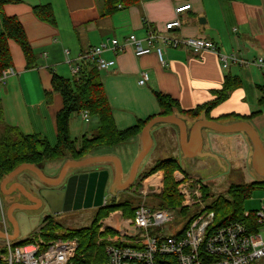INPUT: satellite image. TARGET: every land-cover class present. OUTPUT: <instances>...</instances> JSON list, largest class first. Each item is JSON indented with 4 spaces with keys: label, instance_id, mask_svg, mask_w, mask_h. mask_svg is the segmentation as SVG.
<instances>
[{
    "label": "crops",
    "instance_id": "0c3cea01",
    "mask_svg": "<svg viewBox=\"0 0 264 264\" xmlns=\"http://www.w3.org/2000/svg\"><path fill=\"white\" fill-rule=\"evenodd\" d=\"M11 1L3 7L2 14L19 19L37 56L38 67L27 69L21 47L14 41L9 42L16 75L0 84L4 125L17 128L25 135L40 136L53 146L58 142L57 116L64 107L62 96L54 91L53 74L74 80L72 66L79 63V56L107 40L117 39L124 45L132 35L143 40L150 32L166 33L165 25L177 17L175 9L180 5L190 4L192 9L179 16L182 27L171 33V37L211 41L221 54L235 55L240 61L251 63L264 59V0H140L128 8L120 6L112 15L104 17L103 0ZM44 5L53 8L57 26L35 16L33 9ZM102 58L116 62L113 68L100 71V76L118 131L148 121L142 132L130 140L138 142V151L128 174L121 159L109 154L90 155L84 162L69 157L53 161L55 169L51 167L49 174L45 172L47 163L24 164L0 178L3 212L0 252L7 240L15 244L19 237L14 216L17 211L38 212L46 208L43 191H57L59 183L77 174L108 170L114 192L109 195L114 198L116 193L127 191L156 147L178 150L171 159L178 162L185 175H197L204 181L217 177H225L226 182L241 180L237 186L264 183L263 68L250 63L224 68L215 52L195 54L185 48H166L164 63L155 53L137 57L132 48L124 52L106 51ZM143 74H147L148 81L140 85ZM227 79L234 85L228 98L211 111L204 110L199 118L180 114L179 110L170 116H160L156 93L170 96L182 111H193L216 101ZM83 120H95L93 131L88 126L84 130L85 136L93 137L98 121L91 117ZM149 123L152 125L147 130ZM164 135H171V140L167 141ZM142 156L133 179L135 165ZM165 160L170 158L162 161ZM81 164L87 165L80 167ZM243 165L247 170L241 173ZM157 174L164 178L162 171ZM178 176L179 171L174 174ZM154 178L153 174L144 180L142 188L147 190L154 184ZM8 220L14 227L12 234L8 232Z\"/></svg>",
    "mask_w": 264,
    "mask_h": 264
},
{
    "label": "built area",
    "instance_id": "2783aa9c",
    "mask_svg": "<svg viewBox=\"0 0 264 264\" xmlns=\"http://www.w3.org/2000/svg\"><path fill=\"white\" fill-rule=\"evenodd\" d=\"M192 5H180L175 9L176 18L165 25V30L172 32L180 29L182 23L179 16L191 11ZM132 48L137 57H143L155 53L164 63L166 48H185L195 54L204 51H212L218 54L224 68L231 64L241 66L250 62L240 61L235 55L221 54L215 44L205 39L175 38L170 35L150 32L143 40L132 35L124 45L117 39L107 40L97 47H90L79 56L78 64L72 66V75L75 81H79L81 69L84 63L95 62L100 71L108 70L116 65L115 61H107L102 58L106 51L124 52ZM255 65L264 69V59L252 61ZM16 75L13 68H8L0 75V84ZM148 81L147 74L142 75L140 85ZM85 120L89 119V113L83 112ZM180 181L177 192L182 197L181 207L178 209L149 207L145 204L135 208L134 216L122 220V224L110 225L107 220L103 226L100 222L99 232L104 234L107 230L115 231L119 235L113 237L103 236L99 238L98 245L106 242V257L103 262L92 264H256L258 260H264V207L256 211L257 231H250L245 222H229L225 226L211 229L214 226L215 213L209 211L201 202V193L196 190L192 193L191 180H186L180 174L176 178ZM155 184V183H154ZM163 184L154 186L152 191L144 189L143 198L148 192L161 194ZM197 197V199L194 198ZM2 197L0 196V204ZM107 199L105 205H107ZM195 207H200L201 212H192ZM184 209L188 211L183 212ZM123 214L115 216L120 218ZM190 216L187 225L177 235L162 237L151 236L150 229L161 228L173 223L179 217ZM250 213H245L248 219ZM5 222V221H4ZM6 225L4 228L6 229ZM113 230V231H112ZM107 234V233H106ZM43 238L40 232L37 237L28 240L26 244H13L6 241L4 249L0 252V264H82L86 256L79 254L80 243L75 239Z\"/></svg>",
    "mask_w": 264,
    "mask_h": 264
},
{
    "label": "trees",
    "instance_id": "16d2710c",
    "mask_svg": "<svg viewBox=\"0 0 264 264\" xmlns=\"http://www.w3.org/2000/svg\"><path fill=\"white\" fill-rule=\"evenodd\" d=\"M139 1L103 0L104 14L102 17L112 15L120 6L128 8L138 4ZM10 2L12 1L0 0V14L3 12V7ZM33 12L40 21L57 26L56 16L50 5L35 7ZM178 30L166 31L163 34L170 35ZM10 41H14L21 47L27 61V69L38 67L37 56L19 19L3 15V32L0 34V75L3 71L13 66L9 48ZM53 87L54 91L62 96L64 103L63 109L57 116L58 142L55 146L40 136L25 135L17 128L4 125L3 107L0 103V124L4 126V132L0 136V178L8 176L24 164L42 166L48 162L68 157L76 161H82L89 157L97 148H112L136 138L148 122H140L133 128L118 131L113 119L112 108L101 80L100 70L95 62L83 64L79 81L65 79L53 74ZM233 89L232 80L227 79L223 89L217 93L218 99L216 101L193 111H182L178 107V103L170 96L156 93V98L161 108L160 116H170L175 110H179L180 114L199 118L204 110L209 112L226 100L229 92ZM82 112H88L91 118H95L98 121L97 132L93 137L84 135L80 140H73L70 134V121L74 114ZM180 170L181 167L178 162L170 159L159 161L155 168L144 176L142 182L159 171L164 172V189L157 196L159 197V207L176 209L181 205V196L176 190L177 183L174 178V173ZM257 189H264V183H255L249 186L233 185L229 188L227 196L217 198L208 207L209 211L215 213L214 226L211 229H216L235 221L245 222L248 224L250 231H257L259 227L256 218L257 212H250L248 219L244 215L245 201ZM119 210L123 212L126 218H132L135 213V207L129 202L120 205H108L100 209L89 228L70 231L64 236V238L75 239L80 243L78 253L86 256L82 264H92L107 260L105 252L107 244L101 243L98 245V239L105 235L99 232L100 222L110 216L111 213ZM43 223L41 232L48 237L54 238V233L60 231L59 226L54 225L50 221V217H46ZM109 232L110 230H107L106 233ZM27 242L28 240L25 243Z\"/></svg>",
    "mask_w": 264,
    "mask_h": 264
},
{
    "label": "rangeland",
    "instance_id": "374dc122",
    "mask_svg": "<svg viewBox=\"0 0 264 264\" xmlns=\"http://www.w3.org/2000/svg\"><path fill=\"white\" fill-rule=\"evenodd\" d=\"M87 126L90 127L91 128L90 130L93 131V129L96 127L95 120L93 122H91V121L86 122L83 120L81 115L75 114L72 117V121L70 124V133H71L72 139L73 140L81 139L86 134V131H84V130H85V128H87ZM3 132H4V126L0 124V136L3 134ZM90 134H89V136H91ZM95 134H96V132L93 133V135H95ZM164 137H166V140L168 141V140H171L172 136L171 135H164ZM137 146H138V142H135V140L134 141L132 140V141H128L127 143H124V144H121L119 146H115L112 148H107V147L97 148L92 152L91 155L106 156V155L111 154V155H115V156L119 157L123 163V167H124L126 173L128 174L131 161L134 158L136 152L138 151ZM177 151L173 150V148H169V147L164 148V150H159V147L154 148V150L151 152V154L145 160V163L142 167V170L141 171L139 170L138 177L135 180L136 183L134 184V186L133 187L130 186L127 189V191L124 193H116L117 196L114 198H110V200L108 201V204L120 205L122 203L129 202L132 204L133 207L137 204H138V206L142 205V204H145L149 207L158 206L159 197L155 196L156 194H152V193L148 192L146 198H143L141 192L144 191V189L142 187H143L145 181L142 182V180H143L145 175H148V173L153 168H155L156 164L159 161L164 160V158H170L171 159L173 157V153H175ZM85 159H87V158H85ZM177 159L180 163V160H179L180 158L177 157ZM53 163L54 162H48L45 165V172L47 174L52 172L51 167L53 168L52 170L54 171L55 164H53ZM132 166H133V164H132ZM181 166L183 169L186 168L182 164H181ZM242 167L243 168L241 169V173H243V171L247 170V169H245L246 165H243ZM193 168H198V167H193ZM179 172H180V174L184 175L186 180L192 181V183H191L192 189L191 190H192L193 194L196 190H199V193H201V196H202L201 202L203 203V205L205 207H209L217 198L227 196V193L229 190L228 187H230L231 184L237 186L238 184H240V181H241L240 180V181H228V182H226L224 180L225 177H224V179L222 177L212 178L211 180H208V181L207 180L204 181L202 179L205 182V184H208V186H207L204 184V182L197 175H195V177H193V175H191L190 173H189V175H185L182 173L181 170ZM155 174H154V176H155L154 180L158 181V182L156 183L154 181L155 184L148 187L147 190H149V191L153 190L151 187L159 186L161 183L163 184V189H164V178L161 179L160 176H157L158 175L157 173H155ZM163 174H164V172H163ZM174 178H175V181L177 183V188H176V190H177L178 185H180V181L176 180V177H174ZM243 186H246V184ZM163 189H162V191H163ZM108 194H109V192L107 191L106 197L109 199ZM194 198L197 199L196 196H194ZM3 200H4V198H3ZM245 202H246L245 212L250 213V212L262 210L264 207V189L255 190L253 192L252 196H250L249 199H247V201H245ZM181 203H182V197H181ZM2 205H3V202H2ZM180 207H181V205L179 207H177L176 209H178ZM184 210L188 211L187 209H184ZM99 211L98 210H91V209L84 210V211L79 210V211H74V212H67V213H64L63 215H59V216H52L51 210L47 206L45 209L39 210L38 212L17 211L14 214V216H15L16 222L18 224L19 237H18L15 244H20V243L26 244L25 242L27 240H30L34 237H37V235L41 232V228L43 227L44 219L48 216L50 217V221H52L54 225H58L60 228L59 229L60 231L55 232L53 235L55 239H58V238H64V236H66L67 233H69L70 231L89 228L92 225L93 221L95 220L96 216L98 215ZM201 211L202 210L200 207H195L192 212H201ZM116 212H121L123 214V212L121 210L116 211ZM116 212L111 213L110 217L108 216L107 218L102 220L103 226L106 224L107 220L110 222V225H113L115 223L118 225V224H122V222H123L122 220L130 219V218L124 217V215H122L121 218H120V216L115 218V216L118 215V214H115ZM2 217H3V212L1 210V204H0V223H2ZM189 217L190 216L187 215L185 217L177 218L173 223L166 226L164 230H162L161 228L150 229V235L151 236H162V237H169V236L177 235L178 232H180L187 225V223L190 219ZM13 230H14V227L11 224V222L8 220V232L12 234ZM259 231L264 233V231L261 227H259ZM110 233L113 234V237H117L119 235L115 231H113V232L110 231L107 234L104 233L105 234L104 236L109 237ZM43 238L47 239V241H49L48 238H51V237H48V236H46V234H43ZM65 239H68V238H65ZM98 241H99V239H98ZM27 243H29V242H27ZM104 243L107 244L106 242H104ZM0 246H1V244H0ZM256 264H264V260L263 259L258 260Z\"/></svg>",
    "mask_w": 264,
    "mask_h": 264
},
{
    "label": "water",
    "instance_id": "95a60500",
    "mask_svg": "<svg viewBox=\"0 0 264 264\" xmlns=\"http://www.w3.org/2000/svg\"><path fill=\"white\" fill-rule=\"evenodd\" d=\"M151 125L152 123H149L146 129L148 130ZM142 161L143 156L140 157L135 165L133 179L137 176ZM85 165L87 164H81L80 167ZM64 181L58 184V187H61L60 190H46L42 192V196L49 206H61L60 212L54 210L55 215L61 212L67 213L87 209H102L106 206V192L108 191L110 194H114L111 189L112 180L108 170L84 172Z\"/></svg>",
    "mask_w": 264,
    "mask_h": 264
},
{
    "label": "flooded vegetation",
    "instance_id": "af4514ba",
    "mask_svg": "<svg viewBox=\"0 0 264 264\" xmlns=\"http://www.w3.org/2000/svg\"><path fill=\"white\" fill-rule=\"evenodd\" d=\"M136 182L134 181L132 184H131V186L133 187L134 186V184H135ZM57 188H59V190H60V188L61 187H57ZM58 191V190H57ZM106 200V199H105ZM46 205H47V207L51 210V215L52 216H59V215H63L64 213H59V214H54V210H56V211H59L60 212V209H61V206H58V205H53L52 207L51 206H49V204L48 203H46ZM107 205H109L108 204V202H107ZM107 205L105 206V207H107ZM88 210V209H87ZM92 210H100V209H92ZM84 211V210H83ZM72 212H74V211H72Z\"/></svg>",
    "mask_w": 264,
    "mask_h": 264
},
{
    "label": "bare ground",
    "instance_id": "6f19581e",
    "mask_svg": "<svg viewBox=\"0 0 264 264\" xmlns=\"http://www.w3.org/2000/svg\"><path fill=\"white\" fill-rule=\"evenodd\" d=\"M154 182V180L152 181V183ZM156 182V181H155ZM1 194V193H0Z\"/></svg>",
    "mask_w": 264,
    "mask_h": 264
}]
</instances>
